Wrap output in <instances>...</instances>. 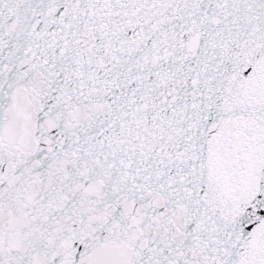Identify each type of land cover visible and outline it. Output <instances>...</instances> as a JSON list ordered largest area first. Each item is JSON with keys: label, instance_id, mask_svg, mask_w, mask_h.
I'll use <instances>...</instances> for the list:
<instances>
[{"label": "snow or ice", "instance_id": "1", "mask_svg": "<svg viewBox=\"0 0 264 264\" xmlns=\"http://www.w3.org/2000/svg\"><path fill=\"white\" fill-rule=\"evenodd\" d=\"M0 264H264V0H0Z\"/></svg>", "mask_w": 264, "mask_h": 264}]
</instances>
